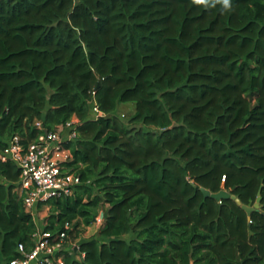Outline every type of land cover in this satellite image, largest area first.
Segmentation results:
<instances>
[{
	"label": "trees",
	"instance_id": "obj_1",
	"mask_svg": "<svg viewBox=\"0 0 264 264\" xmlns=\"http://www.w3.org/2000/svg\"><path fill=\"white\" fill-rule=\"evenodd\" d=\"M74 117L44 230L108 213L66 264H264V0H0V151ZM19 179L0 161V263L38 233Z\"/></svg>",
	"mask_w": 264,
	"mask_h": 264
},
{
	"label": "built area",
	"instance_id": "obj_2",
	"mask_svg": "<svg viewBox=\"0 0 264 264\" xmlns=\"http://www.w3.org/2000/svg\"><path fill=\"white\" fill-rule=\"evenodd\" d=\"M93 105V118L103 117L95 98ZM79 124V119L74 117L56 130L48 131L44 121H36L34 126L40 134L35 140L25 146L24 139L15 134L0 151L1 162H13L18 167L20 179L15 192L22 199L26 212L32 214L34 219L40 208L54 199L73 196L76 188L82 185L79 177L64 169V165L72 159L65 144L75 142ZM107 213L108 207L101 209L94 217L92 226L100 230L105 225ZM73 225L66 223L64 231L56 235L38 228L30 252L19 244L20 256L0 264H66L67 254L83 260L85 254L79 251L80 245L69 239Z\"/></svg>",
	"mask_w": 264,
	"mask_h": 264
},
{
	"label": "rangeland",
	"instance_id": "obj_3",
	"mask_svg": "<svg viewBox=\"0 0 264 264\" xmlns=\"http://www.w3.org/2000/svg\"><path fill=\"white\" fill-rule=\"evenodd\" d=\"M134 112H135V106L133 104L120 105L116 115L125 122H128V120L133 116ZM106 207H108L106 203L104 202L101 203L96 210L97 213L101 209ZM50 214H51V206L49 204L39 209L38 213L36 214L35 221L40 230L44 229L46 220L50 216ZM73 228L74 230L70 233L69 239L74 244L80 245V243L83 241L91 240L95 238H98L101 241H106V239L98 237L99 229H97L95 226L85 227L81 225L78 228H76V226L73 225Z\"/></svg>",
	"mask_w": 264,
	"mask_h": 264
},
{
	"label": "water",
	"instance_id": "obj_4",
	"mask_svg": "<svg viewBox=\"0 0 264 264\" xmlns=\"http://www.w3.org/2000/svg\"><path fill=\"white\" fill-rule=\"evenodd\" d=\"M202 192L204 193L206 198H213V199H216L218 201H221L223 199H232V200H234L238 205L242 206V208L249 214V216H251L254 211H256L257 209L260 208L261 197L258 198V200H257V202H256L254 207H248V206L242 205L241 201L237 197L230 196V194L225 192V191H222V192H220L218 194H213V193H211L208 190L202 189Z\"/></svg>",
	"mask_w": 264,
	"mask_h": 264
}]
</instances>
